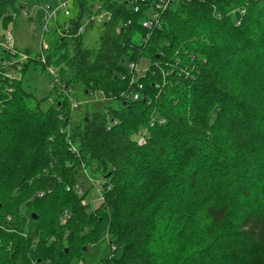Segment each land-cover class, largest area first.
I'll return each mask as SVG.
<instances>
[{
	"label": "trees",
	"instance_id": "16d2710c",
	"mask_svg": "<svg viewBox=\"0 0 264 264\" xmlns=\"http://www.w3.org/2000/svg\"><path fill=\"white\" fill-rule=\"evenodd\" d=\"M17 1L0 0L4 29ZM161 1L73 0L75 17L49 27L46 65L34 62L69 72L63 89L80 84L103 106L78 124L66 98L31 103L28 61L1 69L0 264H77L104 235L115 251L100 264H264V7L169 0L145 28ZM91 5L109 19L86 45L95 25L78 28ZM141 59L147 69L130 72ZM79 174L100 184L90 212Z\"/></svg>",
	"mask_w": 264,
	"mask_h": 264
},
{
	"label": "rangeland",
	"instance_id": "374dc122",
	"mask_svg": "<svg viewBox=\"0 0 264 264\" xmlns=\"http://www.w3.org/2000/svg\"><path fill=\"white\" fill-rule=\"evenodd\" d=\"M40 2H38L37 0H18L16 2V7L22 8L24 11L28 12L30 14V17L33 20H36L37 24H39L41 21V17L37 10V6ZM51 2L52 4H54L53 1ZM69 9L71 11L70 17H75V11L73 10L71 4H69ZM66 19L67 18L62 16L59 17V20L61 22L65 21ZM49 26H53L52 22L49 23ZM100 30L101 25H95L94 30L92 32H89L88 35L85 37L86 45L92 44V42L96 39L97 35L99 34ZM6 33L11 34L13 47L20 55H25L27 53L29 63L27 64L26 72L23 75L21 87L24 89L25 92L33 96L34 100L31 101L32 104L35 100L43 101L42 108L47 109L54 102V100H59L62 102L63 98H66L68 101V98L71 97V99L75 101L76 104H78V107L74 109L71 114L70 120L72 125L78 124L87 111L99 112L102 110L103 106L99 103H95L100 101V96L96 97V101L94 103L89 101V105L84 104L85 96L82 93V86L80 84L69 83V97H66L65 94H63L62 89L65 87V84H67V82L71 79V74L69 72H66V74L60 77L57 72L58 68H53L55 74L54 77H51L47 69H41L40 65L36 61L34 62L36 56L40 54L41 49L42 34L40 27H38L36 30H33L31 29L30 23L27 19L23 17H17L13 24L6 31L0 25V40H3L5 38ZM147 67L148 61L141 59L137 66V72L144 71L147 69ZM20 75V72H16L17 77H20ZM54 78H56L57 81H62L61 87L57 88V90L52 89ZM110 105L113 106L114 104L107 102L106 106ZM76 184L84 194L83 201L86 206L87 212L98 208L101 204V201L97 192L98 188H96V185L100 186L99 182L96 181L94 187L92 183L83 174H79V176H77L76 178ZM33 210V206H28L26 209H23V213L28 214ZM33 213L36 214L35 212ZM107 239V236L104 235L100 237L95 244L93 242H85L87 244H85V247L83 248H87V250L82 251L79 257L74 259L73 263L100 264L109 255L110 252ZM179 241L183 242L184 239H179ZM220 247L223 246L220 245Z\"/></svg>",
	"mask_w": 264,
	"mask_h": 264
},
{
	"label": "built area",
	"instance_id": "2783aa9c",
	"mask_svg": "<svg viewBox=\"0 0 264 264\" xmlns=\"http://www.w3.org/2000/svg\"><path fill=\"white\" fill-rule=\"evenodd\" d=\"M54 2V4H52V2ZM142 2L144 0H141ZM51 2V5H50ZM73 0H41L40 3H38V12L39 15L41 17V21L39 24H37L36 20H33L30 17V14L26 11H24L22 8H16V10H12L10 12L7 13V16L10 17L11 19V23L5 28V31L13 24V22L16 20L17 17H23L25 19H27L30 23L31 29L36 30L38 27H40L41 29V34H42V38H41V49H40V64L41 65H46L45 62V58L43 55V51L47 49V42L44 39V36L47 34L48 29H49V23L52 22V25H55V22H57L59 20V17H68L70 15V11H69V4H72ZM168 2L169 0L163 2L161 1L160 3H155L154 8L152 10H150L149 13V19L146 20L143 23V26L147 29H151L154 26L158 25L159 21H160V16L161 14L166 10L167 7H165V3L168 6ZM90 9L92 10V14L91 16H84L81 24L78 28V33H82L83 30L89 26L90 24L92 25H102L106 20L109 19V15L107 13L104 12H99L100 7L98 5H91ZM67 29V27H65V30ZM4 50L6 52L9 53V55L11 56L12 60L11 62H5L2 61L0 62L1 67H0V71H2V68H6V64L11 66H16L18 69L20 68L19 65L28 61V57H27V53L25 55H20L15 48L13 47V42H12V36L10 33H6L5 34V38L3 40H0V51ZM45 69H47L49 75L51 77H54V69L53 67H45ZM129 71L130 72H137V66H135L134 64H130L129 65ZM3 75L1 77L2 80L5 81H12L15 76L14 74H12L11 72L9 73H5V74H1ZM55 79V83L57 82V79ZM139 88H141V86H139ZM63 94H65L66 97H69V89H62ZM133 99L136 100L137 96H133ZM68 103L70 106V110L73 111L74 109H76L78 107V104H76L75 101H73L70 98H68ZM88 100L84 101V104H88ZM159 125L163 124V121L158 122ZM153 125V122L150 123V126ZM144 132L142 134H139L137 137V143L142 145L144 143ZM72 152H75V148L71 147L70 149ZM98 188V194H99V198L100 201H103L102 195H101V189L99 187ZM75 191L79 196L83 195V192L78 188V186H75ZM37 197H41L42 194H37ZM82 205L84 206V201H82ZM10 218H7V222H10ZM110 254H112L115 251V248L113 246H111L110 248Z\"/></svg>",
	"mask_w": 264,
	"mask_h": 264
},
{
	"label": "water",
	"instance_id": "95a60500",
	"mask_svg": "<svg viewBox=\"0 0 264 264\" xmlns=\"http://www.w3.org/2000/svg\"><path fill=\"white\" fill-rule=\"evenodd\" d=\"M32 219L35 220L36 219V216L34 214L31 215ZM87 248H83V251H86Z\"/></svg>",
	"mask_w": 264,
	"mask_h": 264
},
{
	"label": "snow or ice",
	"instance_id": "6c2138e0",
	"mask_svg": "<svg viewBox=\"0 0 264 264\" xmlns=\"http://www.w3.org/2000/svg\"><path fill=\"white\" fill-rule=\"evenodd\" d=\"M261 3H262V7H264V0H261ZM165 7H167V4L166 3H165Z\"/></svg>",
	"mask_w": 264,
	"mask_h": 264
}]
</instances>
